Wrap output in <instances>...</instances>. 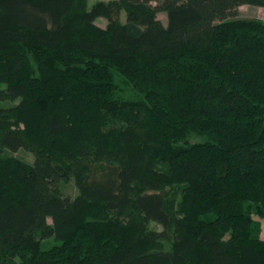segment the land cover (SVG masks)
I'll list each match as a JSON object with an SVG mask.
<instances>
[{"label": "trees", "instance_id": "obj_1", "mask_svg": "<svg viewBox=\"0 0 264 264\" xmlns=\"http://www.w3.org/2000/svg\"><path fill=\"white\" fill-rule=\"evenodd\" d=\"M244 5L264 0H0V264H264V22Z\"/></svg>", "mask_w": 264, "mask_h": 264}, {"label": "rangeland", "instance_id": "obj_2", "mask_svg": "<svg viewBox=\"0 0 264 264\" xmlns=\"http://www.w3.org/2000/svg\"><path fill=\"white\" fill-rule=\"evenodd\" d=\"M96 1L98 0H87V8H90L93 5V3ZM103 1H106V0H103ZM237 18L241 20H258V21L264 22V7H254V6H247V5L241 6L238 8ZM119 19L121 23L125 22L124 12L120 13ZM157 19L163 25H166V16L164 13L157 14ZM94 23L95 25L99 27H104L106 24V21L104 19L98 18L95 20ZM15 103L16 102H12V103L2 102L0 103V106L8 107V106L14 105ZM190 142L197 143L199 142V138L193 137L190 140ZM9 154L26 163H31L34 160V155L32 153L23 151V150H19L16 153H9ZM110 169L111 168H106V167L100 168L98 170V177L99 178H108V177L110 178L112 176V171H110ZM58 189L62 196L68 197L70 199H73L78 194V189L76 188L72 180L67 183L59 184ZM254 218L255 220L260 221V227H259V232L257 233V236L259 237V239L264 240V219L259 220L257 217H254ZM142 224L143 223L141 222L138 224V226L140 227ZM144 226L146 227L148 231L157 233L162 236L160 239V242L164 250H168L170 248L169 243L164 240L165 238L164 235L166 234L163 231V228L159 224L153 223V222H147L144 224ZM42 244L44 247H50L52 245L57 244V242L48 240L46 242H43Z\"/></svg>", "mask_w": 264, "mask_h": 264}]
</instances>
